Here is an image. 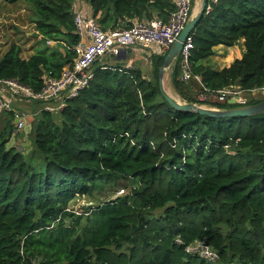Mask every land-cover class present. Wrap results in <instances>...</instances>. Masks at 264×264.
Returning <instances> with one entry per match:
<instances>
[{
	"label": "trees",
	"instance_id": "obj_1",
	"mask_svg": "<svg viewBox=\"0 0 264 264\" xmlns=\"http://www.w3.org/2000/svg\"><path fill=\"white\" fill-rule=\"evenodd\" d=\"M1 1L23 2L39 41L52 44L24 58L11 43L0 78L40 90L45 74L58 76L76 57L74 0ZM86 1L104 30L166 21L174 10L173 0ZM189 35V69L204 86L264 87V0H218ZM241 39L240 58L220 69L210 64L215 46ZM165 53L152 55L149 77L116 56L96 61L92 80L60 110L32 101L27 152L8 145L19 132L13 111L0 112V264H264V111L213 117L173 108L158 86ZM180 61L170 66L171 84L182 101L197 103L199 84L180 78ZM122 180L129 192L86 216L68 208L75 195ZM196 240L218 259L186 251Z\"/></svg>",
	"mask_w": 264,
	"mask_h": 264
},
{
	"label": "built area",
	"instance_id": "obj_2",
	"mask_svg": "<svg viewBox=\"0 0 264 264\" xmlns=\"http://www.w3.org/2000/svg\"><path fill=\"white\" fill-rule=\"evenodd\" d=\"M174 10L170 12L166 21L160 18H151L144 21H134L130 26L111 29H102L95 19L85 16L76 5H72L73 20L79 39L72 49L76 55L73 63L63 66L58 76L45 74L43 86L40 90H32L28 86L12 78H0V87L10 95L11 100L18 101H44L43 109L60 110L66 99L74 98L89 84L94 76L93 65L106 54L117 56L121 49H133L149 44L163 46L167 51L174 42L183 26L190 18L192 5L195 0H173ZM218 0H207L205 10H211L212 3ZM87 38V41L85 40ZM51 43L50 40H46ZM192 38L187 36L180 52L181 75L180 78L187 82L192 77L199 83L196 91L197 104L213 102H236L238 105L247 101L245 92L236 85L223 87L221 89H209L202 84L200 77L192 75L188 65L189 52L192 49ZM125 64L124 67H128ZM264 92V87L259 90L252 89L250 92ZM2 109L12 110L10 100L4 101L0 98V112ZM15 118L14 133L24 129L27 121V111L14 110ZM127 135V133H125ZM120 187L117 192H124ZM120 195V194H119ZM186 251L197 252L209 261L218 259L217 251L203 240H196L185 247Z\"/></svg>",
	"mask_w": 264,
	"mask_h": 264
},
{
	"label": "rangeland",
	"instance_id": "obj_3",
	"mask_svg": "<svg viewBox=\"0 0 264 264\" xmlns=\"http://www.w3.org/2000/svg\"><path fill=\"white\" fill-rule=\"evenodd\" d=\"M85 1V0H84ZM196 1V0H195ZM194 1V3H195ZM199 1L195 3L193 12L196 13L199 10ZM89 3L86 2V5ZM31 13L29 9L26 7V5L19 1L15 3H5L0 0V56L2 53L9 47V45L13 42L17 43L18 45H22L24 49H26V44L28 42H33V44H36V48L34 49V52L38 50L45 49L46 45L51 46L52 42L46 45L44 42H41L36 39V36L30 35L31 30H34V26L32 24V21L30 19ZM27 32L29 35H27ZM28 37H27V36ZM242 40V39H241ZM242 41H238L235 45L229 46V48H236L240 49V46L242 48L244 47ZM225 45H217L215 46V53L210 57V59L213 60H219L218 58H222L223 61H229L231 58H228L226 56L225 48L228 46ZM49 50L51 48H48ZM241 50V49H240ZM244 50V49H243ZM243 53V52H242ZM135 54V55H134ZM137 54H140V57H137ZM143 53L134 52L131 54L136 59H143L142 57ZM223 56V57H221ZM112 55L106 54L103 56L99 61V63H107L105 62L107 59L111 60ZM209 59V60H210ZM114 60V59H113ZM113 63V62H112ZM109 64V63H108ZM142 66V64L138 65L136 68H139ZM144 75L150 76L152 72V62L149 61L147 65L142 68L141 70ZM170 73H171V67H168L163 72V86L164 88L170 92L172 95L176 96L178 99H180L177 92L174 90L171 81H170ZM244 95L248 97L249 99L252 98H261L263 97V93L261 91H255V92H245ZM0 98L4 101L9 100L11 97L10 95L1 89L0 87ZM181 100V99H180ZM182 101V100H181ZM208 106V104H206ZM7 112V109H2L1 113ZM28 117L26 121V125L23 130L19 131V133L14 136L12 139L10 138L8 145L14 146L17 149L22 150L23 152H27L30 149L31 146V139H30V126L32 121L33 112L27 111ZM125 186L124 192H117L118 187ZM126 192H129V186L125 181H118V185H115L110 191L108 188H106V191L96 192L93 196L87 195V194H77L75 195L69 202L68 208L72 210L76 215L80 214L81 216H86L91 210L95 209L103 200L114 198L115 196H119L125 194Z\"/></svg>",
	"mask_w": 264,
	"mask_h": 264
},
{
	"label": "water",
	"instance_id": "obj_4",
	"mask_svg": "<svg viewBox=\"0 0 264 264\" xmlns=\"http://www.w3.org/2000/svg\"><path fill=\"white\" fill-rule=\"evenodd\" d=\"M206 1L207 0H201L199 10L191 18H189V20L181 29L177 38L167 49L163 57L162 64L158 70V86L160 92L162 96L169 102V104L177 110L191 111L199 114H206L213 117L235 116V115L248 117V116L257 115L264 111V99L256 103L240 104L230 108H217V107H211L193 102L181 101L176 96L168 92L163 86L164 70L170 67L173 64L174 60L180 55V52L183 47V43L185 42L187 36H189L193 27L195 26V24L197 23V21L205 11ZM126 52L127 49H121L117 57L126 55ZM263 97H264V92H263Z\"/></svg>",
	"mask_w": 264,
	"mask_h": 264
},
{
	"label": "crops",
	"instance_id": "obj_5",
	"mask_svg": "<svg viewBox=\"0 0 264 264\" xmlns=\"http://www.w3.org/2000/svg\"><path fill=\"white\" fill-rule=\"evenodd\" d=\"M86 2H87L86 0L85 1L84 0H74V4L76 5V8L78 10H80L85 16L90 17L91 16V12H92L91 11V7H90V4L86 5ZM196 2H197V0L195 1V3ZM195 3H193V5H192L190 18L195 14L193 12V10H194L193 8L195 6ZM200 3H201V0L199 1V5H200ZM32 24H33V22H32ZM31 31L32 32H30V35L31 36L32 35L36 36L35 30H31ZM27 35H29L28 32H27ZM39 37L40 36L37 35L36 39L39 40ZM85 40L87 41V38H85ZM240 41H242V40H240ZM19 46L21 48V56L24 57V58H27L31 54L34 53V49L36 48L37 45L33 44V42H31V43L28 42L26 44L27 51L24 49V47L22 45H19ZM214 49H215V47H214ZM236 49L237 50H235V48H233V47L232 48H229V47L225 48L226 56L228 58H231L229 61H223L222 58H218L219 60H217V61L216 60L212 61V59H210V64L214 68H217V69H220V68H222L224 66H228L233 61L234 58H240L241 57L244 47L242 48V46H240L241 50L238 49V48H236ZM163 50H164L163 46L152 43V44H149L148 46L128 49L127 52H126V55L121 56V57H117L116 56V58L122 59L123 62H125V64H128L129 66H134V67L136 66L137 67L138 65L142 64V66L139 67V69L142 70V68H144L149 61H151L153 54H159ZM134 52L143 53L142 54L143 59L142 60L141 59H136V58H134L133 55L131 56V54H133ZM137 57H140V54H137ZM221 57H223V56H221ZM113 59L114 58L112 57L111 60L107 59L105 62L110 64V63H112L114 61ZM9 100H10V104H11V108H12L11 111H14V110H28V111L31 112V108H32L31 107V102L11 100V99H9Z\"/></svg>",
	"mask_w": 264,
	"mask_h": 264
}]
</instances>
